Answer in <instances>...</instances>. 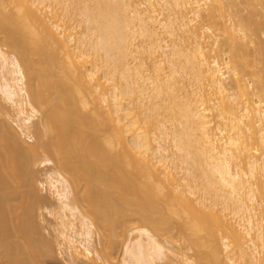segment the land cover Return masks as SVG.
<instances>
[{"label": "bare ground", "instance_id": "obj_1", "mask_svg": "<svg viewBox=\"0 0 264 264\" xmlns=\"http://www.w3.org/2000/svg\"><path fill=\"white\" fill-rule=\"evenodd\" d=\"M0 98V264H264V0H0Z\"/></svg>", "mask_w": 264, "mask_h": 264}, {"label": "rangeland", "instance_id": "obj_2", "mask_svg": "<svg viewBox=\"0 0 264 264\" xmlns=\"http://www.w3.org/2000/svg\"><path fill=\"white\" fill-rule=\"evenodd\" d=\"M76 23H77V25H76V27H75V30L76 31H81L83 28H84V26H85V24L83 23V22H77V21H75ZM2 100V98H0V101ZM3 101V100H2ZM1 101V102H2ZM3 103V105L5 104L4 102H2ZM5 106H7L8 107V109L7 108H5V107H3V108H5V109H7V110H9V113L12 111L10 108L11 107H9V105L7 104V105H5ZM12 113H13V111L11 112V115H12ZM10 114H9V117L8 116H6V118L8 119V120H11L10 119V116H11ZM13 116H11V118H12ZM12 121V120H11ZM169 122V121H168ZM13 123V122H12ZM167 124H169V123H167ZM17 125V124H16ZM15 125V123L13 124V126H15V128L16 129H18L17 128V126ZM31 134H33V133H31ZM22 137H23V139H25L26 140V142H31L32 140H29L27 137H24L23 135H21ZM40 168V167H39ZM39 176L42 178V175H40L39 174ZM44 192V191H43ZM45 194H47L48 195V197H50L51 199L50 200H52V199H54L50 194H49V192L48 191H45L44 192ZM41 204H46L47 205V203H41ZM44 206V207H43ZM40 208H42V209H40ZM38 210H37V215H38V219L39 220H42L41 222H42V224L46 227V229L49 231V233H48V231L46 232V229H42L46 234H48V236H51L52 237V235H53V233H54V229H53V224H54V216L53 215H51V214H49L48 212H47V209L45 208V205H42L41 207H39V208H37ZM42 212H43V214H42ZM44 218V219H43ZM95 238H97V235H95ZM161 238V241H163L164 243H166V244H168V242H166L167 241V239H165L164 237H160ZM168 245H170V244H168ZM185 250V249H184ZM55 251H56V259H55V261H53V262H51L50 264H67V262H66V260H65V258L67 257H69L68 256V254H67V251H66V249H64V248H62V255H61V248H59V247H57V245H56V249H55ZM120 252H121V246H120V248L116 251V254H115V258H114V261H116V260H118L119 258H120ZM187 252V254H192V250H187L186 251ZM167 261V263L168 264H171L170 263V261L169 260H163L162 262H166ZM49 264V263H48ZM74 264V263H73ZM113 264H115V263H113ZM195 264V263H194Z\"/></svg>", "mask_w": 264, "mask_h": 264}]
</instances>
